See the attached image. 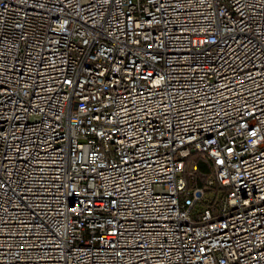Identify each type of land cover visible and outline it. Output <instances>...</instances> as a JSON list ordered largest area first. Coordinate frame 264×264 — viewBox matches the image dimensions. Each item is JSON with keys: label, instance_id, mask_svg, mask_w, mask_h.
<instances>
[{"label": "built area", "instance_id": "obj_1", "mask_svg": "<svg viewBox=\"0 0 264 264\" xmlns=\"http://www.w3.org/2000/svg\"><path fill=\"white\" fill-rule=\"evenodd\" d=\"M0 264H264V0H0Z\"/></svg>", "mask_w": 264, "mask_h": 264}, {"label": "rangeland", "instance_id": "obj_2", "mask_svg": "<svg viewBox=\"0 0 264 264\" xmlns=\"http://www.w3.org/2000/svg\"><path fill=\"white\" fill-rule=\"evenodd\" d=\"M189 162H190V164H194V163L200 164V166H201L200 172H203V173L205 172V174H207V177L214 178V169H213V167L211 166V164L208 161L203 160L202 156L200 154L192 155V157L190 158ZM190 173H191V170L189 172H187L185 177L189 178ZM202 183H203V181H202ZM222 193H223L222 189L220 188V186L217 183H215L212 186L208 185L205 188V196H206V198L207 197L210 198L211 196L216 195L217 198H218V201H220V199L222 197ZM202 205H203L202 202H200L197 205L196 212H199V211L203 210Z\"/></svg>", "mask_w": 264, "mask_h": 264}, {"label": "trees", "instance_id": "obj_3", "mask_svg": "<svg viewBox=\"0 0 264 264\" xmlns=\"http://www.w3.org/2000/svg\"><path fill=\"white\" fill-rule=\"evenodd\" d=\"M192 165L193 164H190V162H188L187 163V167H186V170H185V173H184V175L186 176V174H187V172H189L190 170H191V168H192ZM200 165V164H199ZM199 170H201V166H199ZM200 173H203V172H200ZM205 173V172H204ZM201 184V183H200ZM190 186H192V184L190 185ZM222 195H223V193H222ZM216 195H213V196H211L210 198H206V196L202 199V203H203V205H202V208L204 209V208H212V209H214V210H216V209H218V207H219V204H220V201H218V198H217V196L215 197Z\"/></svg>", "mask_w": 264, "mask_h": 264}]
</instances>
